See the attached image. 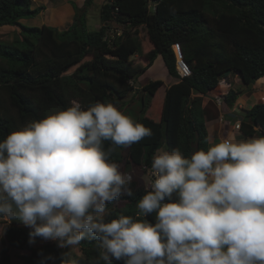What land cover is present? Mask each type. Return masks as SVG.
I'll return each mask as SVG.
<instances>
[{
	"label": "clouds",
	"instance_id": "obj_1",
	"mask_svg": "<svg viewBox=\"0 0 264 264\" xmlns=\"http://www.w3.org/2000/svg\"><path fill=\"white\" fill-rule=\"evenodd\" d=\"M152 134L100 102H73L10 132L0 141V218L29 228V245L41 238L68 249L94 239L95 264H264V136L224 138L190 158L157 149L135 217L106 219L108 205L132 195L133 177L104 142L126 148ZM153 213L154 223L146 219ZM59 264L76 261L62 251Z\"/></svg>",
	"mask_w": 264,
	"mask_h": 264
},
{
	"label": "trees",
	"instance_id": "obj_2",
	"mask_svg": "<svg viewBox=\"0 0 264 264\" xmlns=\"http://www.w3.org/2000/svg\"><path fill=\"white\" fill-rule=\"evenodd\" d=\"M92 3L84 0L85 10L73 8L75 16L66 28L42 25L30 29L21 21L40 14L42 7L31 9V0H0V28L17 27L21 35V41L0 42V141L53 109L66 110L72 101L83 109L97 102L115 105L123 101L135 91L137 75L160 57L176 83L166 89L159 113L152 100L163 83L152 81L140 90L136 122L149 127L152 136L126 148L104 142L106 150L114 147L111 162L122 161L124 168L148 171L153 155L163 146L166 151L178 149L186 158L195 151L208 150L202 97L227 75L238 76L244 90L252 80L257 84L264 78V0H113L100 7L101 25L90 31L86 17ZM112 24L118 28L112 30ZM174 44H179L191 70L188 78L179 80L176 74ZM65 88L71 91L70 97ZM237 96L232 90L227 92L222 101L224 112L234 107ZM5 101L15 117L3 108ZM238 116L241 137L264 136V103L240 110ZM189 123L193 124L192 133ZM116 150L124 152L123 156L118 157ZM131 189V196L113 202H124V208L108 205L106 219L121 214L135 217L137 201L151 189L134 181ZM146 219L154 223L155 214ZM29 231L20 224L6 228L0 264H12L11 251L28 253L20 257V264H40L39 250L57 257L59 264L60 253L67 250L57 248L55 242L34 247L41 238L29 245ZM78 248L81 264H95L99 259L101 249L96 240L85 238ZM113 264L123 262L114 260Z\"/></svg>",
	"mask_w": 264,
	"mask_h": 264
},
{
	"label": "rangeland",
	"instance_id": "obj_3",
	"mask_svg": "<svg viewBox=\"0 0 264 264\" xmlns=\"http://www.w3.org/2000/svg\"><path fill=\"white\" fill-rule=\"evenodd\" d=\"M113 0H93V3L91 5V7H89L87 9V17H86V23H87V28L90 31H96L99 29L100 27V20H99V11H100V7L107 2H110ZM60 5H62V3L59 2ZM72 5V4H69ZM77 8V4H74ZM35 9V8H33ZM85 6L84 3L83 5H81V7H79L78 10H85ZM47 18L46 14L43 15H35L30 17L29 19H24L21 21V24L26 27V28H40L41 24L44 25L45 19ZM58 23V22H56ZM61 25V23H60ZM67 27V22L65 23V25L62 28H66ZM111 28L113 30V28H118L115 25H111ZM16 41H21V35H20V29L19 28H15V27H11V28H0V42L2 43H10V42H16ZM18 46V45H17ZM3 63V62H1ZM231 75V79L229 80H223L224 82L227 81V83H230V86L234 87V90L237 92H239V86L243 88L242 92H240V94L243 93L245 86L242 84L240 78L238 76V80L237 81V85L238 88L235 86L234 81L232 80L233 78H235L234 74H229ZM227 75V76H229ZM226 76V77H227ZM171 78L168 76L166 68L163 65V62L161 61L160 57H157L156 60L154 61L153 65L151 66V68H149L146 72L144 73H140L139 75H137L136 79H135V87L138 88V90H135L134 92H132L126 99H124L123 101L118 102L117 104H115L114 106L117 107L118 110H120L123 114L131 117L134 121H136L139 117H140V108H141V97H142V92L140 91L141 88L148 84L149 82L152 81H161L163 83V86H166L169 82H170ZM176 81V80H174ZM222 82L219 83L218 85V93L222 96L220 97V101H216V96L217 94L212 93L214 100V104L212 102L206 101L202 99V103L204 101V105H205V110L207 112V114H209L212 117L216 118L217 116L219 117V115H223V117L225 118L226 115L224 114L227 110H225L224 112V105H223V100L225 98L224 96V92H228L229 90L227 89V87L225 86V83H223V85L221 86ZM242 84V85H241ZM134 87V89H135ZM162 89V90H161ZM158 92H157V96L152 100V102H154V109L158 112L160 110V106H159V102H160V97L162 96V92H163V88H161ZM227 89V90H226ZM232 90V89H231ZM251 91V92H250ZM245 96H243L242 98L239 97L240 94H238V98H240V101L238 99V103H237V107L239 106V104L241 105L242 103L245 106H241L240 109H236V113L238 114L240 112V110H249L251 107H253L254 105H259L264 103V78L261 80V82H258L253 89H251ZM65 92H66V96L70 97L71 95V91L68 90L67 88H65ZM144 96V95H143ZM73 102H77V101H72L71 106L73 105ZM7 102L5 101L3 103V108L4 109H8V113L12 116L15 117V113L13 112V110H10L8 107V104H6ZM107 104V103H106ZM159 108V109H158ZM219 110V111H218ZM59 110H51V113L57 112ZM220 112V113H219ZM159 113V112H158ZM48 114V115H49ZM209 117V116H208ZM207 116L204 117V121L205 124L208 120ZM228 119V118H226ZM233 119V118H232ZM238 120H230L229 127L228 130L233 133V136L240 140V133H238V131L236 132L235 130L232 129V127H234L235 122ZM207 128H210L209 124H206ZM206 128V127H205ZM206 128V129H207ZM209 133V140H208V147H211L212 145L219 143L221 141L222 136L220 135V133L218 132V130L212 129L211 128L208 130ZM262 136L260 133L255 134L254 137H260ZM253 137V138H254ZM241 140H246L245 138H241ZM161 149L165 150V147L163 146ZM116 155L118 157L123 156L124 152H121L120 150H116ZM118 164L120 170L123 173H127L132 175L133 177V181L136 182L138 184V186L140 187H144L145 189H151V184L153 181V177L151 174V170L145 171V169L141 168V167H130V168H124V162H120V163H116ZM125 203L124 202H118L113 203L111 208H124ZM10 224H20V226L25 227L24 225H22L21 223H19L18 221L15 220H9L7 218H0V247L5 244V239H4V232L6 230V228L10 225ZM29 229V228H28ZM54 243L51 240H41L37 245H35L34 247L37 246H41V245H45V244H52ZM68 255H69V259L76 261V264H81V261L83 260V257L81 255L80 249L78 248V246L76 247H71L66 249ZM28 255L27 252H15V251H11V261L12 264H20V257L21 256H26Z\"/></svg>",
	"mask_w": 264,
	"mask_h": 264
},
{
	"label": "crops",
	"instance_id": "obj_4",
	"mask_svg": "<svg viewBox=\"0 0 264 264\" xmlns=\"http://www.w3.org/2000/svg\"><path fill=\"white\" fill-rule=\"evenodd\" d=\"M59 2L62 3V5H60ZM75 3L77 4V8L74 5ZM83 3H84V0H31V9L42 7L43 10L40 12V15H43V14L47 15V18L45 19L46 23L44 25L56 26V27L62 28L65 25L66 22L68 23V22H71L73 20V17L75 16V11H74L73 8L79 9V7H81V5H83ZM69 4H72V5H69ZM56 22H58V23H56ZM60 23H61V25H60ZM41 26H42V24H41ZM231 77L232 76L229 75V76L225 77L224 80H229V79H231ZM234 77L235 78H233L232 80L234 81L235 86H236L237 85V81H240V80H238V77H236V75ZM174 80L175 79H171L170 82L166 86H162L161 87V88H163V92H162V96L160 97V102H159L160 106L163 103L166 89L169 86H171V85L176 83V81H174ZM224 83H225V86L227 87L228 90L232 89V91L236 92L234 90V87L230 86L231 85L230 83H227V81L224 82ZM135 85L136 84L134 83L133 87H135ZM222 85H223V83L221 84V86ZM236 87L238 88V86H236ZM217 89H218V87H217ZM217 89L212 91L208 96L202 97V99L206 100V101H209V102H212L214 104L213 101H215V100L213 98L214 96H213L212 93H215V94H217V96H216L217 100L216 101H220V97H222V96L218 93ZM238 89H239V92H237V93L240 94V92H242L243 88L239 86ZM135 90H138V88L135 87ZM226 94H227V92H224V96ZM245 95H242V96H239V97L242 98ZM156 96H157V93L155 94V97ZM211 96H213V97H211ZM238 99L240 101V98L237 97V100H236V103H235L234 107L231 110H227L224 113L226 115L225 118L221 114L219 115V117L217 116L216 118H214V117L211 118V116L209 114H207V112H206V116H207L206 120H208L206 122V124L210 125L211 130L212 129L218 130V132L222 136L221 140H223L224 138L233 137V133H231L228 130V127H229L228 123L230 122V120H236V117L239 118L238 114L236 113V109H240L241 106H245L242 103L241 105L239 104V106L237 107ZM204 104L205 103L203 101V103H202V108L203 109H205V105ZM226 118H228V119H226ZM235 123H239V121H236ZM206 124H205V127L207 128ZM227 125H228V127H227ZM209 129L208 128L206 129L207 132H208ZM232 129L235 130L234 127H232ZM208 136H209V133H208ZM239 136H240V140H241L242 137H241V135H239Z\"/></svg>",
	"mask_w": 264,
	"mask_h": 264
},
{
	"label": "built area",
	"instance_id": "obj_5",
	"mask_svg": "<svg viewBox=\"0 0 264 264\" xmlns=\"http://www.w3.org/2000/svg\"><path fill=\"white\" fill-rule=\"evenodd\" d=\"M116 34L118 36L120 35V33H116ZM171 50H172L173 55H174L175 70H176V74H177L179 80L184 79V78H188L191 75V70H190L188 64L183 59L182 51H181L179 44L172 45ZM221 82L224 83L223 80ZM239 126H240V123H235V125H234L235 130H239Z\"/></svg>",
	"mask_w": 264,
	"mask_h": 264
},
{
	"label": "water",
	"instance_id": "obj_6",
	"mask_svg": "<svg viewBox=\"0 0 264 264\" xmlns=\"http://www.w3.org/2000/svg\"><path fill=\"white\" fill-rule=\"evenodd\" d=\"M254 85H255V81L252 80V81L250 82V84L247 85V87H246V89L243 91V93L240 94V96L247 94L251 89H253ZM188 126H189V130H190V132L192 133V132H193V124H192V123H189Z\"/></svg>",
	"mask_w": 264,
	"mask_h": 264
}]
</instances>
